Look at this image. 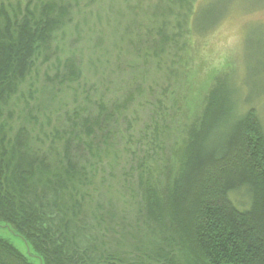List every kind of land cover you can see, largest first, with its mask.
I'll return each mask as SVG.
<instances>
[{
  "label": "rangeland",
  "instance_id": "obj_1",
  "mask_svg": "<svg viewBox=\"0 0 264 264\" xmlns=\"http://www.w3.org/2000/svg\"><path fill=\"white\" fill-rule=\"evenodd\" d=\"M209 1L198 17L212 12L219 24L198 34L193 18ZM26 6L37 20L66 16L5 110L13 135L23 127L34 151L53 149L87 171L93 209L79 219L90 225L95 247L103 248V237L104 245L139 259L175 247L146 218L138 167H149L142 183L160 192L220 82L242 112L256 111L264 130V0H0L16 19ZM73 66L75 78L68 75ZM96 203L104 210L96 212ZM0 237L41 264L10 230L0 227Z\"/></svg>",
  "mask_w": 264,
  "mask_h": 264
},
{
  "label": "trees",
  "instance_id": "obj_2",
  "mask_svg": "<svg viewBox=\"0 0 264 264\" xmlns=\"http://www.w3.org/2000/svg\"><path fill=\"white\" fill-rule=\"evenodd\" d=\"M211 2L195 13L198 34L219 24L212 12L198 17ZM29 8L22 19L0 9V227L19 237L41 264H264V130L256 111L242 112L222 82L209 91L178 151V167L160 192L142 183L148 181L142 172L149 167H138L146 218L175 247H157L147 259L112 249L103 237V248L95 247L90 225L79 219L93 209L83 185L86 178L88 186L87 171L82 175L72 158H56L53 149L34 151L26 129L13 135L8 123L12 114L5 110L19 96L36 53L66 16L43 13L37 20ZM75 68L69 69L70 77H78ZM237 194L240 203L234 200ZM95 205L99 213L100 203ZM97 218H92L95 223L103 221ZM0 264L32 263L0 237Z\"/></svg>",
  "mask_w": 264,
  "mask_h": 264
}]
</instances>
